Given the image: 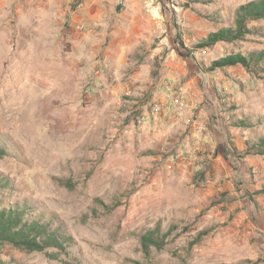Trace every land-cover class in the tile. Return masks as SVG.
Wrapping results in <instances>:
<instances>
[{
    "label": "rangeland",
    "instance_id": "obj_1",
    "mask_svg": "<svg viewBox=\"0 0 264 264\" xmlns=\"http://www.w3.org/2000/svg\"><path fill=\"white\" fill-rule=\"evenodd\" d=\"M251 1L0 0V208L62 236L0 264H264V18L200 47Z\"/></svg>",
    "mask_w": 264,
    "mask_h": 264
},
{
    "label": "trees",
    "instance_id": "obj_2",
    "mask_svg": "<svg viewBox=\"0 0 264 264\" xmlns=\"http://www.w3.org/2000/svg\"><path fill=\"white\" fill-rule=\"evenodd\" d=\"M264 18V0H254L242 5L237 12L236 29L223 28L217 32H212L200 44V47H209L220 41H232L241 38L246 30L248 20H258ZM250 59L241 54L229 55L212 63V68H223L227 66L242 65L249 67L252 60L261 59L264 52L250 54ZM257 153H264V136L259 138L251 146ZM6 154V150L0 147V157ZM7 181L0 174V190L7 187ZM27 206L20 209L0 208V243H10L17 248L29 252L43 251L48 246L56 244L61 245L62 236L56 232L49 231L46 226L39 223L38 220L26 218ZM177 226H171L163 232L160 227H155L145 232L140 238L141 249L149 254L152 249L162 250L169 243V237Z\"/></svg>",
    "mask_w": 264,
    "mask_h": 264
}]
</instances>
